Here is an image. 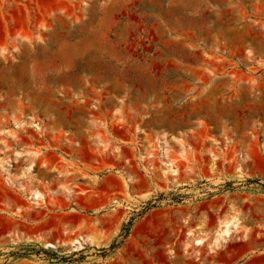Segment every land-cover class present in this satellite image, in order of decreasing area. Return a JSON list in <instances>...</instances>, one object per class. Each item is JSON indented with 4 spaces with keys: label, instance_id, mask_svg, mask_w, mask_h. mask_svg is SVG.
<instances>
[{
    "label": "rangeland",
    "instance_id": "1",
    "mask_svg": "<svg viewBox=\"0 0 264 264\" xmlns=\"http://www.w3.org/2000/svg\"><path fill=\"white\" fill-rule=\"evenodd\" d=\"M3 19L0 264L191 263L232 220L217 255L264 264V0H0ZM53 153L81 192L112 177L101 213L43 201ZM143 159L155 192L137 202L113 177Z\"/></svg>",
    "mask_w": 264,
    "mask_h": 264
},
{
    "label": "crops",
    "instance_id": "2",
    "mask_svg": "<svg viewBox=\"0 0 264 264\" xmlns=\"http://www.w3.org/2000/svg\"><path fill=\"white\" fill-rule=\"evenodd\" d=\"M2 33H0V41H7V38L9 34L7 31H5L4 27H11L10 20L9 19H3L0 23ZM17 30H19V27H16L13 29V32H10V35L14 34ZM44 153L43 151H36V152H30L27 153L26 156L22 157L20 160L24 161L26 160L27 163H35V171L39 169L40 162H41V155ZM55 155L58 157H55ZM53 160L51 161L52 164H57V172L54 173L53 180L54 184H49V190L47 191L44 187V185H41V191H39L43 195V201L47 204L50 197L54 196L55 198L57 197H64L68 201L74 203L78 208H81L82 211L85 212H102L104 209L101 208L103 204L106 203V197L110 192L107 190V183L112 180V177H108L106 174L100 178V186L98 191L91 193V191H83L82 190V183H79V185H75L72 183V176L71 172L66 169L67 165H64L61 161V158L59 157V153H53ZM150 156V155H149ZM28 157V158H27ZM66 161H68L67 158L64 157ZM150 159V157H149ZM144 160V159H143ZM146 162V159L143 162H140L141 167H137V163L133 161H128V162H116V168L114 171V184L118 185L119 183L124 180L125 184L129 187V194L130 196L137 202H145L147 201L155 192L154 187L150 186V176H147L144 173V163ZM61 170V173L59 171ZM59 173V174H58ZM123 178V179H121ZM121 181V182H120ZM128 182V184H127ZM44 189V190H43ZM28 197H26L27 199ZM119 198V197H118ZM123 205V209L126 207L124 200H121L120 202ZM97 209V210H95ZM123 209L118 210L120 214H123ZM76 212V211H75ZM78 213V214H77ZM77 216H73L72 220H70V231H64L59 234L65 235L66 239H69L71 237H74L75 239L78 236H75L77 228L80 227V223L82 218L86 219L88 216L84 214V212H76ZM85 228H89L87 225ZM21 234L25 235H41V234H47L50 235V237L55 240L57 237H59V234H57V231L59 229H18ZM217 230V229H216ZM216 230L214 231L213 235L215 234ZM83 236H88V235H83ZM91 236V235H89ZM213 237V236H212ZM210 238V241L212 239ZM94 238V237H93ZM71 239V241L73 240ZM203 244L206 240H203ZM195 243V241H194ZM60 244V243H58ZM70 244V243H69ZM68 244V245H69ZM202 244V245H203ZM57 245V244H56ZM66 245L65 247H67ZM199 245V246H202ZM43 246V245H42ZM59 246V245H57ZM198 246V245H195ZM210 248V247H209ZM224 248V247H223ZM222 248V249H223ZM220 249V250H222ZM218 250V251H220ZM206 250L204 249L203 253ZM207 254L206 257H198L195 258L194 262L189 263V259H187L184 263H179V264H235L237 261V258L232 259V253L227 252L226 255L228 257H224V255L220 254L217 255V252ZM199 254V252H198ZM204 255V254H203ZM215 255L214 257H212ZM2 250H0V258H2ZM36 264L37 261L33 260L32 257L29 258H24L20 259L17 261H13L10 264Z\"/></svg>",
    "mask_w": 264,
    "mask_h": 264
},
{
    "label": "bare ground",
    "instance_id": "3",
    "mask_svg": "<svg viewBox=\"0 0 264 264\" xmlns=\"http://www.w3.org/2000/svg\"><path fill=\"white\" fill-rule=\"evenodd\" d=\"M39 199H40L39 193H37L36 191L32 192L30 201L32 203H36ZM237 228H238V223L235 220L229 221L225 223L222 227H220L219 230L216 232V235L214 237L213 244L210 250L212 252H215L221 249L222 247H224L228 243L230 235L233 234V232H235L236 231L235 229ZM83 242H86V240H83ZM91 243L94 244L95 241L91 240ZM201 243H202L201 241L196 242V244L198 245H201ZM46 247L55 248V246L52 244H47ZM82 247H83V243L81 240H76L75 242L72 243V248L75 250L81 249Z\"/></svg>",
    "mask_w": 264,
    "mask_h": 264
}]
</instances>
